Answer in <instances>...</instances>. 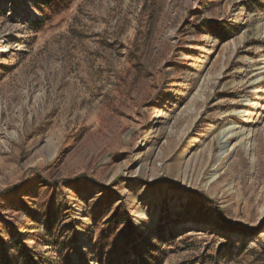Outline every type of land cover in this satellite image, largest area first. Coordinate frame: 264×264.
Segmentation results:
<instances>
[{
    "label": "rangeland",
    "instance_id": "1",
    "mask_svg": "<svg viewBox=\"0 0 264 264\" xmlns=\"http://www.w3.org/2000/svg\"><path fill=\"white\" fill-rule=\"evenodd\" d=\"M0 255L264 264V0H0Z\"/></svg>",
    "mask_w": 264,
    "mask_h": 264
},
{
    "label": "trees",
    "instance_id": "2",
    "mask_svg": "<svg viewBox=\"0 0 264 264\" xmlns=\"http://www.w3.org/2000/svg\"><path fill=\"white\" fill-rule=\"evenodd\" d=\"M144 258H147V256H145ZM10 264V263H7L6 259H3L2 255H0V264Z\"/></svg>",
    "mask_w": 264,
    "mask_h": 264
},
{
    "label": "bare ground",
    "instance_id": "3",
    "mask_svg": "<svg viewBox=\"0 0 264 264\" xmlns=\"http://www.w3.org/2000/svg\"><path fill=\"white\" fill-rule=\"evenodd\" d=\"M154 117L156 118L157 116L154 115ZM80 208H81V207H80ZM145 218H146V217H145ZM86 231H87V230H86ZM86 231H84V232H86ZM83 234H84V233H83Z\"/></svg>",
    "mask_w": 264,
    "mask_h": 264
}]
</instances>
